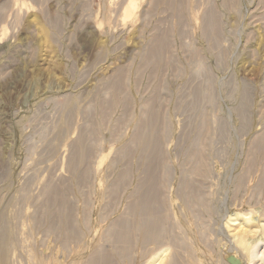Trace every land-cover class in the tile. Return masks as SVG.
Wrapping results in <instances>:
<instances>
[{"label": "rangeland", "instance_id": "1", "mask_svg": "<svg viewBox=\"0 0 264 264\" xmlns=\"http://www.w3.org/2000/svg\"><path fill=\"white\" fill-rule=\"evenodd\" d=\"M130 1L0 0V264H227L264 220V0Z\"/></svg>", "mask_w": 264, "mask_h": 264}, {"label": "bare ground", "instance_id": "2", "mask_svg": "<svg viewBox=\"0 0 264 264\" xmlns=\"http://www.w3.org/2000/svg\"><path fill=\"white\" fill-rule=\"evenodd\" d=\"M134 6V0H131L128 9L126 10V14H130ZM153 185L151 184L147 186L148 191L150 188L154 189ZM148 194L150 193H147V196H150ZM227 228L231 233V236L235 239L237 247L243 252L242 255L238 251H235L236 249L228 251L226 253L227 264H231L228 262L230 258H234L236 264H246L245 259L249 260V263L247 264H259L260 261L261 264H264V220L254 222L253 217H250V214H239L236 215L235 218L230 219ZM163 258L164 257H161L158 260L160 261L159 264L163 262ZM158 261L156 259L154 264H157Z\"/></svg>", "mask_w": 264, "mask_h": 264}, {"label": "water", "instance_id": "3", "mask_svg": "<svg viewBox=\"0 0 264 264\" xmlns=\"http://www.w3.org/2000/svg\"><path fill=\"white\" fill-rule=\"evenodd\" d=\"M228 262L231 264H236V261L234 260V258H230ZM237 263H238V261H237Z\"/></svg>", "mask_w": 264, "mask_h": 264}]
</instances>
